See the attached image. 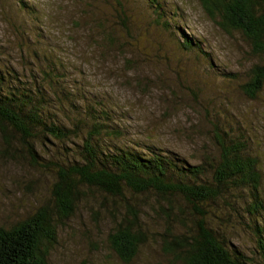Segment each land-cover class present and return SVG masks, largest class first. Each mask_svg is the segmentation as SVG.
I'll use <instances>...</instances> for the list:
<instances>
[{
  "label": "trees",
  "instance_id": "obj_1",
  "mask_svg": "<svg viewBox=\"0 0 264 264\" xmlns=\"http://www.w3.org/2000/svg\"><path fill=\"white\" fill-rule=\"evenodd\" d=\"M141 1L153 23L184 56H156L165 61L163 67L184 68L181 73L173 71L179 84L157 83L170 92L187 91L186 105L204 121L210 149L205 144L203 153L196 155L198 161L191 163L152 140L133 141L121 124L127 117L117 113L112 102L88 93L81 82L67 84L64 64L41 50L40 12L22 0L11 2L12 9L24 14L23 25L10 24L16 26L15 36L21 40L16 61L20 69L8 60L11 48L0 45V161L48 173L55 211L46 204L10 227H0V264H50L55 229L83 201L98 203L95 220L101 210L107 213L108 244L122 264H131L149 236H154L142 211L152 204L156 209L151 219L160 220L162 229L155 240L164 258L158 264H264L262 142L248 135L245 123L228 111H215L197 81L201 73L183 66L189 61L206 73L217 74L205 43L181 29L177 9L170 13L162 0ZM104 2L102 14L113 13V28L105 26L110 21L106 16L95 12L99 5H88L86 13L104 35L101 50L109 56L122 51L131 54L119 41L117 30L129 33L133 3ZM198 2L222 32H238L253 55L264 53V0ZM7 16L3 13L1 19L10 23ZM150 44L156 53L167 50L161 47L165 43ZM136 59L124 58L126 70L133 71ZM230 76L237 81L235 75ZM139 80L137 87L142 83ZM238 87L244 97L257 100L264 88V61L252 65ZM239 231H247L250 238L244 250L235 244Z\"/></svg>",
  "mask_w": 264,
  "mask_h": 264
},
{
  "label": "rangeland",
  "instance_id": "obj_2",
  "mask_svg": "<svg viewBox=\"0 0 264 264\" xmlns=\"http://www.w3.org/2000/svg\"><path fill=\"white\" fill-rule=\"evenodd\" d=\"M13 1L18 0H0V45L11 48L8 60L18 70L20 67L16 61L20 55L21 40L15 36L16 26H12L13 22L23 25L21 15L24 13L16 8L12 9ZM22 1L30 3L40 12L39 27L43 36L40 48L64 64L68 75L66 83L73 81L77 85V82H81L87 87L88 93L112 102L117 113L127 117L121 124L133 141L147 143L148 139L152 140L150 142L157 147L174 151L191 163L198 161L196 155L203 153L202 147L205 144L206 149H210L204 121L186 105L184 93L188 95L187 91L180 88L170 92L157 83L165 80L167 83L175 81L179 84L173 71L181 73L180 70L184 68H174L173 65L163 67L165 61L156 56L165 58L172 54L177 59H183L184 56L174 49L168 34L153 23V18L146 12L141 0L130 2L133 3L131 8L134 21L130 27L131 32L125 34L115 27L119 31V41L128 47L133 56L125 51L109 56L101 50L104 35L94 28L90 23L92 18L87 17L86 13L89 15L88 5H99L100 8H95V12L101 18L106 16L110 21L105 26L113 28L115 18L110 16L112 12L108 9L107 13L102 14L101 5L105 3L104 0ZM162 1L170 13L177 9L175 15L182 19L177 21L181 29L205 43L207 51L211 53L216 75L212 71L206 73L202 66L199 68L193 62L188 61L183 65L187 70L194 69L201 73L197 81L205 89L203 97L207 102L214 103L215 111L226 110L232 117L243 121L245 128L249 130L248 135L256 142L261 141L260 149H264V88L257 100L251 101L241 94L238 87L245 80L250 67L264 61V53L253 55L248 41L240 33L222 32L210 21L198 0ZM3 13L8 15L10 23L2 21ZM151 42L165 43L168 47H161L167 48V52L160 49L156 53ZM149 44L153 46V50ZM124 58H137L133 71L126 70ZM219 72L224 74L220 76ZM231 74L238 78L236 82L231 80ZM139 79L142 80V89L135 85ZM188 81H191L190 78ZM52 183V177L48 173L0 161V227L8 228L46 204L55 211L50 192ZM262 189L264 197V180ZM90 202H80L73 216L62 220L55 229L56 242L48 254L50 264H122L108 244L107 235L111 225L106 219L107 213L101 210L100 218L95 220L93 211H99L100 208L97 202ZM154 209L156 205L152 204L142 210L144 219H147L148 230L154 236H149L151 239L131 264H158L164 260L160 246L155 242L158 238L156 233L162 229L158 226L161 224L160 220L151 219ZM236 239L235 244L238 243L239 248L244 250V246H249L247 231H239Z\"/></svg>",
  "mask_w": 264,
  "mask_h": 264
},
{
  "label": "bare ground",
  "instance_id": "obj_3",
  "mask_svg": "<svg viewBox=\"0 0 264 264\" xmlns=\"http://www.w3.org/2000/svg\"><path fill=\"white\" fill-rule=\"evenodd\" d=\"M241 97V96H240Z\"/></svg>",
  "mask_w": 264,
  "mask_h": 264
}]
</instances>
